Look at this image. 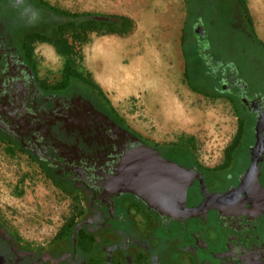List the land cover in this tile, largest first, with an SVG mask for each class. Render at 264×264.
<instances>
[{
    "label": "flooded vegetation",
    "instance_id": "flooded-vegetation-1",
    "mask_svg": "<svg viewBox=\"0 0 264 264\" xmlns=\"http://www.w3.org/2000/svg\"><path fill=\"white\" fill-rule=\"evenodd\" d=\"M183 1L186 85L198 95L228 100L245 122L237 151L210 168L192 161L187 149L142 139L102 97L70 84L45 89L32 47L45 37L52 11L40 0H0V146L35 163L72 199H82L39 245L22 241L0 219V264H264V75L255 74L252 59L240 61L234 39L247 34L257 51L264 48L240 0ZM188 74L196 75V85ZM254 151L259 190L247 197L235 190ZM141 158L157 167L160 158L191 174L186 209L210 196L229 197L224 204L207 202L193 217L160 215L115 186L119 169L135 168Z\"/></svg>",
    "mask_w": 264,
    "mask_h": 264
},
{
    "label": "rangeland",
    "instance_id": "rangeland-1",
    "mask_svg": "<svg viewBox=\"0 0 264 264\" xmlns=\"http://www.w3.org/2000/svg\"><path fill=\"white\" fill-rule=\"evenodd\" d=\"M40 1L47 7L46 11H52L47 12L42 28L46 31V39L56 36L63 21H76L63 19L58 11L69 15L123 16L132 22L131 31L121 36L126 58L123 49L118 52L121 45H112L111 40H117L115 38L96 41L112 47V50L97 53L90 45L97 35L90 34L88 43L80 47V54L73 56L72 60L76 70L84 75L90 66L95 68L94 72L100 71L99 79L93 71L89 72L99 80L109 99H112L109 94L111 86L121 92L122 98L117 102L112 99V105L103 100L128 129L149 143L187 149L192 161L209 168L220 164L227 149H231L229 154L237 151L239 140L245 136L244 116L226 99L204 97L189 89L183 73L182 45H170L177 41L179 27L184 24L186 3L183 0ZM245 1L255 39L264 45V0ZM188 27L184 36L189 34ZM71 33L66 34L69 43L72 42ZM234 41L239 43L234 45L237 57L239 55L240 61L247 63L252 59L254 72L260 74L262 80L264 51H257L247 34ZM40 48L53 52V63L46 59ZM32 57L45 89L62 90L65 86L61 79L65 59L51 45L40 41L32 47ZM191 75L197 80L195 74ZM195 80L188 74L189 83L196 85ZM69 84L80 92L100 97L96 90L84 83L70 81ZM81 201L78 196L72 199L60 191L43 176L35 163L13 157L0 146V219L22 241L31 245L48 241L67 217L76 212L72 203L80 205Z\"/></svg>",
    "mask_w": 264,
    "mask_h": 264
},
{
    "label": "water",
    "instance_id": "water-1",
    "mask_svg": "<svg viewBox=\"0 0 264 264\" xmlns=\"http://www.w3.org/2000/svg\"><path fill=\"white\" fill-rule=\"evenodd\" d=\"M255 151L252 164L240 179V184L235 190L238 194L250 197L257 194V167ZM259 155V154H258ZM132 166L119 169L116 177V188L122 193H131L140 199L149 209L170 218L193 217L196 211L207 208L208 198L196 209H186L184 206L186 190L190 184L191 174L170 162L158 158V167L151 166L149 160L141 158L136 160L135 168ZM101 184L104 182L101 180ZM211 203H222L229 194L210 196ZM209 202V204H210Z\"/></svg>",
    "mask_w": 264,
    "mask_h": 264
},
{
    "label": "trees",
    "instance_id": "trees-1",
    "mask_svg": "<svg viewBox=\"0 0 264 264\" xmlns=\"http://www.w3.org/2000/svg\"><path fill=\"white\" fill-rule=\"evenodd\" d=\"M245 12L247 9L244 4V0H240ZM59 15L63 19H74L75 22L63 21L57 28V34L52 39L41 38L40 42L52 45L55 52L66 58L62 70V83L67 85L70 81H78L88 85L89 87L96 90L100 97L104 98L105 95L101 89L92 81L91 75L82 74L76 70L73 56L80 54V47L88 43V36L90 34H96L97 36L116 35L124 36L129 33L132 29V22L123 16H98L90 14H72L69 15L62 11H58ZM248 14V13H247ZM72 32L71 40L69 43L66 34ZM264 48V45H262ZM231 149H227L226 154H229Z\"/></svg>",
    "mask_w": 264,
    "mask_h": 264
},
{
    "label": "crops",
    "instance_id": "crops-1",
    "mask_svg": "<svg viewBox=\"0 0 264 264\" xmlns=\"http://www.w3.org/2000/svg\"><path fill=\"white\" fill-rule=\"evenodd\" d=\"M244 2H245V6H246V9H247V11L249 10L248 9V5H247V3H246V1L244 0ZM248 15H249V13H248ZM185 17H186V13H184V19H185ZM249 18H250V20H251V17H250V15H249ZM252 25H253V23H252ZM183 26H184V24H183ZM254 27V26H253ZM182 31H183V27H179V30H178V37L179 38H177V41L176 42H174V43H172V44H170V45H181V35H182ZM102 37H105V38H102ZM109 39V38H115V39H117V40H111V42H112V45H121V49L118 51V52H120L121 53V50L123 49V52H124V50H125V44H123L122 43V40H121V37L120 36H116V35H109V36H97V38H96V40L93 42V44H90V45H94V43L96 42V41H98V40H101V39ZM119 40V41H118ZM121 41V42H120ZM96 43H100V42H96ZM124 54V57L126 58V54H125V52L123 53ZM119 55V54H118ZM120 56V55H119ZM118 57V56H117ZM118 63L120 64V62H119V57H118ZM90 70L91 71H93L94 72V70H95V68H93V66H90ZM90 70H88V68L86 69V72L87 73H89L90 74ZM91 75V74H90ZM91 78H92V81L101 89V91L103 92V94L105 95V97L107 98V100H109V102L111 103L113 100H115V102H117L118 101V98H122L120 95H121V92H119L118 90H114V89H116V87H114V86H111L112 87V92L111 93H109V94H111V97L110 98H112V99H109L108 98V96H107V92L103 89V87H102V85L99 83V81L96 79V78H94V77H92V75H91ZM111 105H112V103H111Z\"/></svg>",
    "mask_w": 264,
    "mask_h": 264
},
{
    "label": "bare ground",
    "instance_id": "bare-ground-1",
    "mask_svg": "<svg viewBox=\"0 0 264 264\" xmlns=\"http://www.w3.org/2000/svg\"><path fill=\"white\" fill-rule=\"evenodd\" d=\"M251 3L253 2V0H249ZM250 3V4H251ZM253 5V4H252ZM110 45H106V44H104V43H102V42H100V43H94V45H93V49H94V51H96L97 53H104L105 51H107L108 49L109 50H112V47H109ZM109 47V48H108ZM43 52H44V55H45V57H46V59L48 60V61H50L51 63H53L54 62V60H53V52L52 51H50L49 49H46V48H40ZM101 69V68H100ZM95 73V76H96V78H98V74L100 73V71H99V73H96V72H94ZM102 75H103V72H102ZM99 79V78H98ZM99 81V80H98Z\"/></svg>",
    "mask_w": 264,
    "mask_h": 264
}]
</instances>
